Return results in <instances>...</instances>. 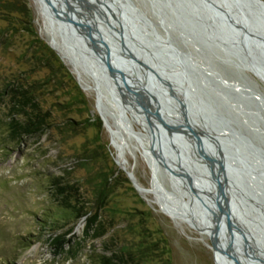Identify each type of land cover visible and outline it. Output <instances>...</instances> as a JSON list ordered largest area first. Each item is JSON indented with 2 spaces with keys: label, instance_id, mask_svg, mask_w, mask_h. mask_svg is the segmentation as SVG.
<instances>
[{
  "label": "rangeland",
  "instance_id": "rangeland-1",
  "mask_svg": "<svg viewBox=\"0 0 264 264\" xmlns=\"http://www.w3.org/2000/svg\"><path fill=\"white\" fill-rule=\"evenodd\" d=\"M68 1L74 7V0H65V6ZM115 1L117 10L131 7L130 21L137 30L142 28L140 17L149 21L148 41L165 34L146 2ZM44 7L42 17L31 0H0V264H101L102 258H120L126 264H218L210 245L217 222L210 189L193 184L196 195L187 185L188 170L177 169V176L152 152V138L146 133L150 115L133 94L129 93L136 109L119 87L115 92V80L110 83L98 53L89 47L90 36L84 32H92L95 25L119 51L121 36L113 14L105 9L111 20L97 2L80 3L78 8L93 18H87L89 25L77 20L71 9L69 19L64 9L55 10L63 18L59 20ZM72 23L82 29L79 34ZM50 32L68 38L79 63L77 72L50 47ZM167 33L180 53L192 52L175 32ZM89 69L101 81V111L123 139L121 152L90 92L97 79ZM119 104L126 110L119 107L118 112ZM20 112L29 115L25 119L30 133L23 132ZM121 113L122 122L117 117ZM172 117L173 124L181 125ZM202 120L207 123L204 116ZM185 142L191 147L189 140ZM169 148L177 159L174 147ZM180 156L177 160L188 166L187 154ZM138 188H154L158 194L143 196ZM155 196L176 219L161 210ZM70 211L80 217L63 219ZM61 239L69 243L57 254Z\"/></svg>",
  "mask_w": 264,
  "mask_h": 264
},
{
  "label": "water",
  "instance_id": "water-1",
  "mask_svg": "<svg viewBox=\"0 0 264 264\" xmlns=\"http://www.w3.org/2000/svg\"><path fill=\"white\" fill-rule=\"evenodd\" d=\"M142 1L164 35H154L148 41L145 33L150 23L144 17L138 20L142 28L135 31L137 34L133 32L129 41L121 32L119 51L98 27L84 33L102 45V63L110 79L126 93L139 92L141 110L164 126L166 133L171 135V124L163 118L171 113L183 116L190 125L187 135L191 146L204 151L208 171L214 173L215 196L210 197L217 222L210 245L215 252L227 264H264V95L258 85L264 87V2ZM44 2L55 19H63L55 15L49 0ZM124 10L119 16L129 26L130 18L124 14L131 15L132 9L128 6ZM73 27L78 34L82 30ZM168 30L192 52L180 53L169 40ZM119 53L130 56L131 61ZM170 141L179 160L180 153ZM205 141L214 145L209 142L206 146ZM190 167L198 173L195 165Z\"/></svg>",
  "mask_w": 264,
  "mask_h": 264
},
{
  "label": "bare ground",
  "instance_id": "bare-ground-1",
  "mask_svg": "<svg viewBox=\"0 0 264 264\" xmlns=\"http://www.w3.org/2000/svg\"><path fill=\"white\" fill-rule=\"evenodd\" d=\"M31 1L36 6L37 12H39V14L43 17V12L42 11H43V8H45L44 6L46 5L45 2H44V0H31ZM49 1H50V7L51 8L53 7L56 11L57 10H61V8H62V11H63V9L66 11V15H67V13L71 14L70 13L71 12L70 9H74V11L72 13H75V15H73V16L76 17L77 20L82 21L83 23L86 21L89 25H91V23H89V21L87 19V18L90 17L89 14L87 12H83L82 10H80V8H78V4L81 3V4H86L87 5L89 3V1L97 2L98 3V7H100V8L102 7L101 10H103V12H105L107 14L108 12H106L105 9L108 8V10L113 14L114 20H112L110 18V14L108 13L109 14V18L115 24V31H116V33L119 36H121V32H123L122 33L123 37H125L126 38L125 40L128 41L127 38L129 37V39H130V36H132L134 34L133 32H135L137 30V29H134L136 26L135 25H132L131 24L132 22H130L131 25L127 26L125 24V21L119 16V14L122 11H120L121 9L120 10H117V5H115L116 4L115 3L116 2L115 0H80V1L79 0H74L73 1L74 7L72 5L70 6L71 3L69 1H68L67 5L65 6V2H64L65 0H60V5L58 4L59 2L57 3V1H55V0H49ZM76 11H79V14L80 15L78 14V12L76 13ZM57 13H58V11H57ZM126 15H128V17L130 18V15L127 14V13L124 14V18H128ZM60 16L62 17V15H60ZM71 18H73V17L71 16ZM81 18L83 20H81ZM90 19H93V18L90 17ZM90 22H93V20L90 21ZM118 22L120 23V25H123L124 26L125 30H124V28L119 27ZM95 27L96 26L94 25L93 28H95ZM91 28H92V26H91ZM93 28H92V31H93ZM127 28H129V30ZM47 30L49 31V29H47ZM50 33L51 34H48L47 35V37L49 38L48 39V43H49L50 47L62 58V60L64 61V63L67 66H69L72 70H74V71L77 72V69H78L77 66H79V63L73 57V54H72L71 50L69 49L70 47H69V41L67 40L68 38H66L65 34H62V35L61 34L54 35L52 32H50ZM93 34H95V33H93ZM95 36H97V35L95 34ZM93 38L90 37V40L91 41L89 40V42L91 43V46H89V47L92 49V52L93 53H95V52L98 53L97 50L95 49V46L96 45L98 46L97 47V48H99L98 51H100L98 53V56L100 55L99 58H100V60L102 62L103 61V56H104L103 50L101 49L102 45L100 44V42H99L98 39H95V38L93 39ZM120 38H122V37H120ZM162 39L164 40V38H162ZM74 47L75 48L76 47L79 48L78 45H75ZM92 63L94 64V61H92ZM102 65H103L104 69L106 70V72L108 74L107 68L105 67V65L103 63H102ZM114 71H116V69H114ZM89 74L93 78L97 79L96 82H95L93 80V78H91L92 82H95V85L90 86V88H89L90 89V92L93 93L94 96H95L97 110L101 114V116H102V118L104 120L105 127L107 128L108 133H110L111 141L113 142L115 149L118 150L119 152H121L122 147H123V139H122L121 135L118 133L117 129L115 127H113L111 125V123L108 122V118L105 117V114L101 111L100 98H99V95L97 93V88H99L98 86H99V83L101 81L99 80V78H97V76H96V74H95L94 71L90 70ZM108 77L110 78V75L109 74H108ZM109 81H110V83L113 82L111 79ZM119 83H121V82H119ZM116 84H115V87H114L115 92H119L116 87H119V89L121 87H120L119 84H118V86H116ZM258 85H259V92L264 95V90H262V87H261L260 84H258ZM120 90L125 95V96H122V97H126L127 100L129 101V103H131V106H133L136 109L135 102L136 101L137 102H140V99L142 97L140 95H138V94L133 95V96H135L134 98L136 99V101L134 100L135 102H133V100L130 99L131 97H130L129 93H126L125 90L122 89V88ZM117 96L119 97L120 95L117 93ZM119 107L124 108L126 110V108L124 106H121L119 104V106H118V112H120ZM177 114H179V113L177 112ZM180 115L182 116V113H180ZM172 116H174L178 121H180L181 125H175V124H173V122H172V118L173 117ZM117 117L119 118V120L121 122L123 121V119H122V113H121V115L118 114ZM132 118H133V120H136L137 122H139V118L137 117V115H133ZM179 118L177 116H175V113H171L170 117L167 118V119H166V117L163 118L165 120H168V122L171 124V128H170L171 129L170 130L171 131V135L168 134V133H166L165 130H163L164 129V126H162L163 127L162 128L158 124V122H156L154 119L148 118L149 120H151L150 123H149V126L151 125L150 126L151 128H148L147 127L148 128V131H146V133L148 135H150V137L152 138V144L149 143L148 146H149V148H151L152 152H154V153H156V154L159 155L161 161L164 162V165L168 169H170V171H173L174 170L177 173L176 174L177 176L179 175V172L177 171V169L180 168L181 171H183V169L188 170L187 175L190 178V180L192 181V182H188V180H187L188 187L189 186L190 187L192 186V188H190V189H193L194 188L193 184L196 185L195 186L196 188L198 187L200 189H206V191L210 189L209 190L210 193H211L210 196H213L212 198H214V196H215L214 173L211 174L208 171V168H207V165L208 164H204V163H206L205 160L203 159V158H205L204 157L205 155H203V152L204 151L203 150L202 151H199L197 149L195 150V148H193V146L190 147L185 142L186 139L189 140V138H188L189 136L187 135V133H189L187 127L190 126V125H187L186 124V119L183 116L180 119ZM142 127L146 128L144 125ZM202 133H203L202 131H198L199 136H203ZM206 138H207V136L204 135V139H206ZM170 140H172L175 143V146L179 147L177 149H178V151L180 150L179 151L180 154L181 153H184V155H185V153L187 154V158L190 161V164H187L188 166H183V164H181L176 158H174L172 156L173 154L169 150L170 149L169 147L171 145V141ZM209 142L212 145H214V142H212V141H209ZM209 142L207 143V141H205V143H207L206 146H209L210 145ZM212 145H211V147L215 150L214 146H212ZM200 162H202L203 164H201ZM192 163L195 165V169L198 172L197 174L195 172H193V170L190 167V165H192ZM170 167H172L173 169L170 168ZM184 172H185V170H184ZM207 176H210L212 180L211 179L210 180L207 179ZM185 177H186V174H185ZM189 178H187V179H189ZM138 189H139V192L143 196L151 195L152 194L151 192H153V194H155V195L158 194L154 190V188H152V190L151 189H143V188H138ZM187 189H189V188H187ZM194 190H195V188L192 190V192L195 193L196 195H198L197 192H194ZM187 192H188V190H187ZM203 195H204V197H206V194L203 193ZM210 201H212L211 200V197H210ZM155 203L161 208V210H163L164 212H166L167 214H169L172 218L176 219V216H174L173 213L167 211V209L158 202L157 197L155 199ZM202 205H203V209H202V212L201 213H203L204 215H206V211H205L204 204H202ZM208 206L210 207V205H208ZM197 216H199V215H197ZM216 218H217V215H216ZM198 219H201V216ZM215 230H216V226H215ZM216 255H217L218 264H227L226 263V260H224V258L220 254L218 255L216 253Z\"/></svg>",
  "mask_w": 264,
  "mask_h": 264
},
{
  "label": "trees",
  "instance_id": "trees-1",
  "mask_svg": "<svg viewBox=\"0 0 264 264\" xmlns=\"http://www.w3.org/2000/svg\"><path fill=\"white\" fill-rule=\"evenodd\" d=\"M17 115H22V117L24 118L23 119V132L24 133H30V129H29V124L28 123H26L27 122V118H28V114H23V112H20V113H17ZM26 118V119H25ZM11 127H14V125L13 124H11ZM35 132V131H34ZM33 132V133H34ZM78 218V217H80V215L78 214V216L77 217H75L74 215H73V212L72 211H70V212H66V213H64L63 214V219H67V220H70V219H72V218ZM88 221V223H90L92 220L91 219H88L87 220ZM87 223V224H88ZM88 227V226H87ZM69 243V240H64V239H61L59 242H57V246H56V249H57V254H58V252L60 253L62 250H63V247H64V245H66V244H68ZM101 264H126L123 260H121L120 258H118V259H104V258H102L101 259V262H100Z\"/></svg>",
  "mask_w": 264,
  "mask_h": 264
}]
</instances>
